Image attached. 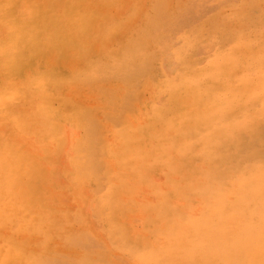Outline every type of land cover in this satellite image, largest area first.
I'll return each instance as SVG.
<instances>
[{
	"label": "rangeland",
	"instance_id": "obj_1",
	"mask_svg": "<svg viewBox=\"0 0 264 264\" xmlns=\"http://www.w3.org/2000/svg\"><path fill=\"white\" fill-rule=\"evenodd\" d=\"M0 264H264V0H0Z\"/></svg>",
	"mask_w": 264,
	"mask_h": 264
},
{
	"label": "bare ground",
	"instance_id": "obj_2",
	"mask_svg": "<svg viewBox=\"0 0 264 264\" xmlns=\"http://www.w3.org/2000/svg\"><path fill=\"white\" fill-rule=\"evenodd\" d=\"M61 20H62V18H61ZM60 24V23H59ZM61 28V27H60ZM91 144V143H90Z\"/></svg>",
	"mask_w": 264,
	"mask_h": 264
}]
</instances>
